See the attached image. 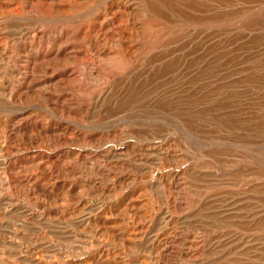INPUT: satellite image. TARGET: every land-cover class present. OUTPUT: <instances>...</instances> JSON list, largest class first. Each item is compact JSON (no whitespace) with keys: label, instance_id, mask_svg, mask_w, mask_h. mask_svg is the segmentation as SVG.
<instances>
[{"label":"rangeland","instance_id":"obj_1","mask_svg":"<svg viewBox=\"0 0 264 264\" xmlns=\"http://www.w3.org/2000/svg\"><path fill=\"white\" fill-rule=\"evenodd\" d=\"M0 264H264V0H0Z\"/></svg>","mask_w":264,"mask_h":264},{"label":"bare ground","instance_id":"obj_2","mask_svg":"<svg viewBox=\"0 0 264 264\" xmlns=\"http://www.w3.org/2000/svg\"><path fill=\"white\" fill-rule=\"evenodd\" d=\"M161 182H162V180H161ZM160 245V244H159ZM162 253V252H161Z\"/></svg>","mask_w":264,"mask_h":264}]
</instances>
